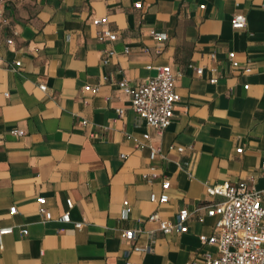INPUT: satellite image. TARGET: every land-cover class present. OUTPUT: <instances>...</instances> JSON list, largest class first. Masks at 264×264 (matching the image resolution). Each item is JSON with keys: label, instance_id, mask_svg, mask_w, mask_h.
<instances>
[{"label": "crops", "instance_id": "crops-1", "mask_svg": "<svg viewBox=\"0 0 264 264\" xmlns=\"http://www.w3.org/2000/svg\"><path fill=\"white\" fill-rule=\"evenodd\" d=\"M38 3L31 23L0 28V229L14 228L0 239V264H200L213 251L200 236L217 221L207 186L264 185V0ZM235 14L246 16L243 30ZM104 17L116 41L93 24ZM148 66L177 76L180 101L162 134L120 87L154 76ZM184 208L187 233L149 220L175 224Z\"/></svg>", "mask_w": 264, "mask_h": 264}, {"label": "built area", "instance_id": "built-area-1", "mask_svg": "<svg viewBox=\"0 0 264 264\" xmlns=\"http://www.w3.org/2000/svg\"><path fill=\"white\" fill-rule=\"evenodd\" d=\"M136 6L140 8L142 4L139 3ZM246 23L244 14L233 16L232 26L235 30H243ZM93 24L97 27H104L101 31L102 38H108L111 41L117 40V35L107 28L108 18L95 19ZM150 35L157 41L168 39V34L165 32L151 30ZM8 43L11 41L9 40ZM212 57L214 58L215 55L212 54ZM228 58L234 67L238 66L235 53H230ZM148 69L155 71L154 76L146 78L135 88H130L126 81L121 82L120 87L130 95L131 107L137 116L149 127L162 134L171 125L175 106L180 101V96L176 92L177 76L170 66H148ZM196 72L199 76L204 74L203 68H196ZM211 82L214 83L216 80H211ZM40 88L43 91L46 90L44 85ZM85 89L90 90L91 87ZM94 90L96 91L97 88ZM24 134L19 129L11 130V135L14 137H22ZM178 151L183 152L184 148H178ZM242 151V148L238 149V152ZM261 169L264 180V151ZM162 186L164 191L168 190L169 180L164 179ZM206 193L209 197L214 198V201L208 206L207 214L217 218V221L213 234L200 236L202 245L213 248V251H204L200 264H264V185L261 189H256L249 188L244 182L237 184L225 182L208 185ZM151 201L166 203L168 196L164 194L158 199L155 194H152ZM38 202L43 206L46 200L40 198ZM73 205V201L68 199V208L71 209ZM10 212L15 214L16 208L12 207ZM40 212L45 219L51 218L50 212L44 207H41ZM190 217V212L184 208L178 213L175 224L161 220L157 213L151 215L149 220L159 222L160 230L164 234L187 233ZM61 221L69 223L70 214L68 212L64 214ZM76 226L81 227V224H76ZM13 230V227L0 229V239L4 234L12 233ZM122 237L127 241H132L135 239V232L125 231ZM125 264L138 263L127 262Z\"/></svg>", "mask_w": 264, "mask_h": 264}, {"label": "rangeland", "instance_id": "rangeland-1", "mask_svg": "<svg viewBox=\"0 0 264 264\" xmlns=\"http://www.w3.org/2000/svg\"><path fill=\"white\" fill-rule=\"evenodd\" d=\"M38 5V0H0V28L31 23Z\"/></svg>", "mask_w": 264, "mask_h": 264}]
</instances>
